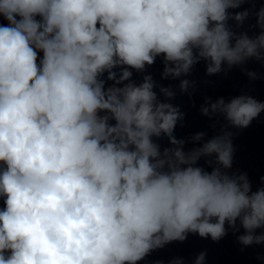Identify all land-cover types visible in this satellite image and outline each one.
<instances>
[{
  "label": "clouds",
  "instance_id": "1",
  "mask_svg": "<svg viewBox=\"0 0 264 264\" xmlns=\"http://www.w3.org/2000/svg\"><path fill=\"white\" fill-rule=\"evenodd\" d=\"M254 2L0 0V264H137L190 233L218 242L240 228V244L264 245V176L253 191L246 173H229L226 130L249 127L264 102L206 98L202 114L227 124L185 151L174 136L184 113L158 99L151 75L132 82L157 57L173 79L201 60L208 75L264 63V7L258 34L229 25L250 15L229 10ZM204 261L201 252L194 264Z\"/></svg>",
  "mask_w": 264,
  "mask_h": 264
}]
</instances>
